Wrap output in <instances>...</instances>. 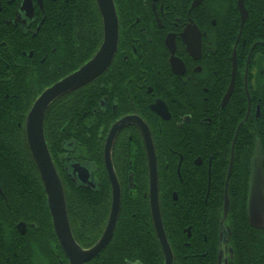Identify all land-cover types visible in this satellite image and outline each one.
Returning <instances> with one entry per match:
<instances>
[{
	"label": "flooded vegetation",
	"instance_id": "1",
	"mask_svg": "<svg viewBox=\"0 0 264 264\" xmlns=\"http://www.w3.org/2000/svg\"><path fill=\"white\" fill-rule=\"evenodd\" d=\"M108 3L111 62L43 124L82 249L120 192L113 235L85 264H264V218L249 204L256 156L264 192V0ZM105 31L99 0H0V264H71L27 118Z\"/></svg>",
	"mask_w": 264,
	"mask_h": 264
},
{
	"label": "water",
	"instance_id": "2",
	"mask_svg": "<svg viewBox=\"0 0 264 264\" xmlns=\"http://www.w3.org/2000/svg\"><path fill=\"white\" fill-rule=\"evenodd\" d=\"M99 2L101 8H103L106 23L105 41L100 52H98V54L87 62L81 69L46 89L36 100L27 118L28 140L44 180L53 216L54 228L60 243L68 252L71 264H85L86 260L96 255L107 244L113 235L120 208V192L118 191V195L116 196L117 198L115 197L116 200L114 199L113 211L103 236L92 248L87 250L82 249L77 244L72 234L66 212L62 184L55 171V167L49 151L47 150L44 138V117L49 105L58 97L89 82L98 74L103 72V70L111 62L117 50V23L113 21L112 13L108 9V0H99ZM260 159L261 156L259 158L256 156L252 167V183L249 193V204L250 209H255V206H259L262 218H264L263 177L261 169L258 165V160ZM153 214L158 226L159 236L162 241L165 240L166 245L168 246L165 232L160 220L158 205H153ZM169 257L170 255H168V262H171V258Z\"/></svg>",
	"mask_w": 264,
	"mask_h": 264
}]
</instances>
